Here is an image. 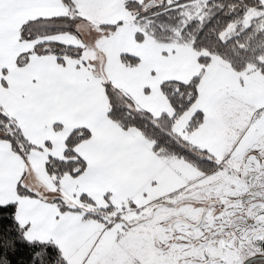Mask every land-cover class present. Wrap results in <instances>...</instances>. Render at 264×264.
<instances>
[{"label": "snow or ice", "instance_id": "6c2138e0", "mask_svg": "<svg viewBox=\"0 0 264 264\" xmlns=\"http://www.w3.org/2000/svg\"><path fill=\"white\" fill-rule=\"evenodd\" d=\"M0 264H264V0H0Z\"/></svg>", "mask_w": 264, "mask_h": 264}]
</instances>
